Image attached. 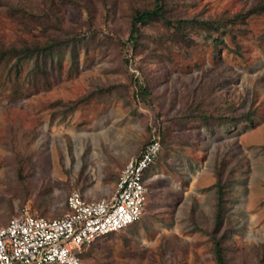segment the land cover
Wrapping results in <instances>:
<instances>
[{"label":"rangeland","instance_id":"rangeland-1","mask_svg":"<svg viewBox=\"0 0 264 264\" xmlns=\"http://www.w3.org/2000/svg\"><path fill=\"white\" fill-rule=\"evenodd\" d=\"M48 1L0 0V42L89 31L94 37L75 66L62 55L60 72L45 88L33 90L26 81L29 59L16 74L9 62L0 64V224L23 205L61 215L73 187L86 199L107 196L126 159L158 134L142 214L93 240L79 264H214L203 229L211 226L213 171L222 156L233 169L225 194L226 264H264V0H168L171 16L254 11L216 46L202 34L185 45L151 21L140 27L135 47L122 44L131 0H50L59 27L31 20L26 28L23 17L7 11L17 2L39 13ZM140 83L144 98L136 92ZM93 90L66 112L54 103ZM192 98L219 110L225 102L234 111L252 109L251 121L210 132L175 120Z\"/></svg>","mask_w":264,"mask_h":264},{"label":"trees","instance_id":"trees-1","mask_svg":"<svg viewBox=\"0 0 264 264\" xmlns=\"http://www.w3.org/2000/svg\"><path fill=\"white\" fill-rule=\"evenodd\" d=\"M51 2L52 1L49 0L46 3V8L42 12L39 11V13H33L28 4H17V2L13 5L8 4L7 11L10 14L15 13L19 17H23V21L20 20L26 28L30 27L28 23L31 22V20L34 25L42 27L54 25L59 27L57 7L53 6ZM131 2L127 21V35L122 41V44L126 47L129 45L135 47L139 44V37L142 34L140 27L151 21H159L161 25L169 31V38L185 45H190L193 42V35L202 34L205 37L209 36L213 45L216 46L217 43L224 42L222 34L231 35L229 30L230 25L242 22L250 12L254 11L253 8L249 7L245 10L235 12L230 17L224 18L184 17L171 16L168 14V0H131ZM60 3H63V1L60 0ZM261 7H263L262 4L259 8ZM228 23L230 24L228 25ZM212 32L216 34L212 35ZM92 37H94V34L89 31L88 34H78L76 32L71 34L65 33V35L47 34V37L43 39L33 38L27 40L23 38L19 42H10L5 45L0 42V64L4 65L9 62L8 68H13L16 74L20 69V62L29 59L30 64L26 70V81L33 90L45 88L48 87L53 76L60 72L62 55L67 53L70 58V65L75 66L79 51L81 49H86L88 40L92 39ZM98 89L103 90V87H98ZM136 92L141 98H144L148 90L144 84L140 83L138 84ZM94 93H96L95 90L66 101L58 99L54 103L61 105L62 111L66 112L77 104L85 101L88 97L93 96ZM230 105L229 102H225L223 110H219V108L215 106L208 105L202 98H192L186 103L183 110L175 115V120L195 122V125H202L210 132H212L216 126L221 125L229 128V126H234L239 121H246L248 123L251 121L252 109L234 111L235 107L231 108ZM228 107L233 110L226 112ZM159 129L160 128L157 126L156 132L159 131ZM154 135L158 138L161 148V139L159 135ZM149 139L150 137L146 142ZM142 147L136 155L139 154ZM232 171V167L228 166L224 156L219 158L214 166V181L212 184L214 202L211 226L203 229L210 242V251L214 264H226L224 253L225 245L223 243L226 231L223 229V224L227 209L225 205V194L232 179ZM147 172V169L144 170V175ZM29 212L34 214V212L30 210ZM81 255L82 252L80 253V256Z\"/></svg>","mask_w":264,"mask_h":264},{"label":"built area","instance_id":"built-area-1","mask_svg":"<svg viewBox=\"0 0 264 264\" xmlns=\"http://www.w3.org/2000/svg\"><path fill=\"white\" fill-rule=\"evenodd\" d=\"M160 148L155 135L138 155L129 156L107 196L86 199L78 188L65 195L56 217L31 214L26 205L0 224V264H79L94 239L126 227L142 214L146 170Z\"/></svg>","mask_w":264,"mask_h":264},{"label":"crops","instance_id":"crops-1","mask_svg":"<svg viewBox=\"0 0 264 264\" xmlns=\"http://www.w3.org/2000/svg\"><path fill=\"white\" fill-rule=\"evenodd\" d=\"M5 222H6V221H5ZM5 222H4V223H5ZM175 224H176V223H175Z\"/></svg>","mask_w":264,"mask_h":264}]
</instances>
